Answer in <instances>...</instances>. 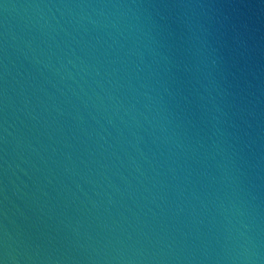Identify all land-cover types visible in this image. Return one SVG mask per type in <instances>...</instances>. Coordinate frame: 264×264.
I'll list each match as a JSON object with an SVG mask.
<instances>
[{"label": "water", "instance_id": "water-1", "mask_svg": "<svg viewBox=\"0 0 264 264\" xmlns=\"http://www.w3.org/2000/svg\"><path fill=\"white\" fill-rule=\"evenodd\" d=\"M0 264H264V0H0Z\"/></svg>", "mask_w": 264, "mask_h": 264}]
</instances>
